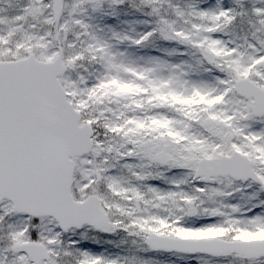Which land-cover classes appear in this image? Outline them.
I'll return each instance as SVG.
<instances>
[{"label":"snow or ice","instance_id":"1","mask_svg":"<svg viewBox=\"0 0 264 264\" xmlns=\"http://www.w3.org/2000/svg\"><path fill=\"white\" fill-rule=\"evenodd\" d=\"M0 264H264V0H0Z\"/></svg>","mask_w":264,"mask_h":264}]
</instances>
